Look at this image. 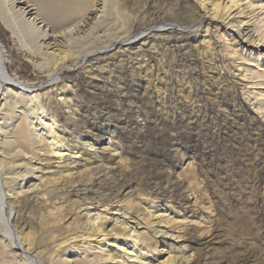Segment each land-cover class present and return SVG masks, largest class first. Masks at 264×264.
<instances>
[{
    "label": "rangeland",
    "instance_id": "374dc122",
    "mask_svg": "<svg viewBox=\"0 0 264 264\" xmlns=\"http://www.w3.org/2000/svg\"><path fill=\"white\" fill-rule=\"evenodd\" d=\"M29 1L55 30L40 0ZM187 1L199 8V0ZM178 2L137 0L130 23L149 22L164 7L177 12ZM254 12L264 17V8ZM235 21L205 19L179 29L189 36L157 37L170 28L161 25L109 48L104 33L79 32L80 41L64 39L72 57L55 71L35 49V34L24 32L20 43L0 22L9 74L60 115L59 135L79 153L34 159L35 174L20 168L28 178L18 187L31 184L28 192L2 194L16 246L41 264H264V113L257 110L264 89L249 83L264 87V60L234 63L226 50L263 58L264 42L256 49L243 42ZM174 37L178 45L166 44ZM22 104L16 118L30 111ZM20 217L33 220L23 228ZM56 219L43 235L40 225ZM27 233L46 240L33 253Z\"/></svg>",
    "mask_w": 264,
    "mask_h": 264
},
{
    "label": "bare ground",
    "instance_id": "6f19581e",
    "mask_svg": "<svg viewBox=\"0 0 264 264\" xmlns=\"http://www.w3.org/2000/svg\"><path fill=\"white\" fill-rule=\"evenodd\" d=\"M136 1L137 0H40V4L42 5L40 8L42 9L41 13H43L47 19L50 18L56 28L52 30L43 22L44 19L42 17L37 16V8H34L35 5L33 4L29 5V0H0V22L20 43H22V40L24 43L22 37L24 32L35 34V36L39 38L36 42L35 49L43 56L49 57V64L52 71L61 67V64L72 57V53L70 52L71 48L68 44L70 40L64 39L77 35L79 32H83L82 35H84L85 32L96 34V32L100 31L104 33L107 39L106 47L109 48L112 42L115 45H119L126 41H131L139 36V33L155 29L161 25L170 26V28L167 29V31H160V33L156 34L157 37H161L160 35H164L165 33L189 36L179 29L197 27L199 22L205 19L214 22V24L219 23L220 26L230 25L229 23L237 20L235 24H237L236 27L239 28L240 34L243 35V42L251 44L255 49V42L257 40L258 42H264V17L260 18L259 15L254 12V10L258 8H264L262 4L257 5L261 0H199V8L198 6L197 8L190 6L187 0H179L178 6H176L177 12L167 11L164 7L163 11L158 12L156 17L150 19L149 22L138 21L134 23L132 20V23H130V17L132 16L130 13L134 10ZM5 4L9 5V7L6 5L7 10ZM15 5L19 6L17 10ZM258 17L260 21L258 23L256 22V25L254 24L255 26H253L259 27L257 31L255 30L257 33L256 38L254 36L255 32H251L253 29V27L251 28L252 25L249 26L248 24L251 18L256 20ZM130 24L131 28H127ZM87 25L88 27H86ZM259 29H261L260 31L262 33L258 32ZM148 36L149 34L146 35V38ZM220 36L223 37V34ZM78 37L79 41L83 39L81 35ZM33 41L34 40H32V42ZM180 41L181 38L177 39L174 37L172 41L166 42V44L171 43L175 46L178 45ZM94 42L95 41H93V43ZM148 45H150V43L146 44V46ZM23 46H26L27 52L32 50L30 46L26 44H23ZM259 47L262 48V50L264 49V45H260ZM227 49L229 51V56L232 55L234 58V63L237 62L238 64L245 65L246 62L251 61V65L257 67L258 65L255 62H262L261 60H264V57H259L261 54L252 57V51H245L246 53L242 55L236 52V50H230L229 46L226 47V50ZM3 53L0 44V198L3 193H7L11 197L16 196L12 198L19 199L24 196V193L28 192L31 186L30 184L25 190H23L21 186L18 187L20 182L23 183L24 180L28 178L25 173L20 172V168L25 166L27 169L26 172L35 174L37 167H35L36 164L34 163L41 160L43 157L45 160L46 158L49 159V161L54 159L55 162L56 160L60 161L68 156L70 157L71 154L78 155L79 153L77 148V150H71L59 135L62 131H60L62 126L59 124L60 115L56 113L55 116L48 113L44 108L46 107V103H44L45 105L41 103L38 99L39 97L37 98L35 95L37 90L30 84L21 82L18 77H12L9 74L6 66L7 58ZM255 56L258 57L255 58ZM249 83L253 87L259 85V87L264 89L263 86H260L262 84ZM263 92L264 91H260L258 95L263 96ZM22 103H29L30 111L24 112L19 119L16 118L14 114V108H16V106H19V108L22 107V105H24ZM258 109H261L262 113H264V103L258 104L257 110ZM14 119L18 120L13 121ZM34 159H36V161L32 163ZM19 162L20 164H17ZM1 201L2 200H0V264H41L35 257L25 254L24 251L16 246V240L8 223L9 216L6 215L8 213L6 210L3 212ZM16 201L19 200L16 199ZM28 205V202H25L23 206L20 204L17 205L18 212L28 208ZM29 211L32 212L33 209ZM30 220L33 219L30 218L24 221L20 217L19 222H22L20 226L23 224L24 228L25 225H28L27 221ZM56 225L57 219L53 223L50 222L49 224L47 222L40 225L41 227L39 229L44 235L45 233L52 232L56 228ZM34 235L35 234H33V236ZM33 236L27 233L25 235L26 238L24 237L28 242L27 245L31 246L30 251H32V253L38 246L44 244L46 241L45 239L35 240ZM34 240L36 241L35 243ZM97 260H103L102 254L98 255ZM55 264H69V262L67 263L66 258L63 260L60 258ZM70 264H89V262L87 259H74Z\"/></svg>",
    "mask_w": 264,
    "mask_h": 264
}]
</instances>
